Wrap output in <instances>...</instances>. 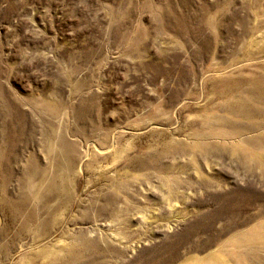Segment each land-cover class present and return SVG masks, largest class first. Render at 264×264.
I'll list each match as a JSON object with an SVG mask.
<instances>
[{
    "label": "rangeland",
    "instance_id": "1",
    "mask_svg": "<svg viewBox=\"0 0 264 264\" xmlns=\"http://www.w3.org/2000/svg\"><path fill=\"white\" fill-rule=\"evenodd\" d=\"M0 264H264V0H0Z\"/></svg>",
    "mask_w": 264,
    "mask_h": 264
}]
</instances>
